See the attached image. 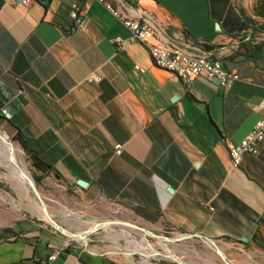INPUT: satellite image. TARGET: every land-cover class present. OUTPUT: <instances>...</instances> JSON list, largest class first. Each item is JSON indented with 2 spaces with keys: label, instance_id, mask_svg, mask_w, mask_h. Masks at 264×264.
I'll use <instances>...</instances> for the list:
<instances>
[{
  "label": "crops",
  "instance_id": "1",
  "mask_svg": "<svg viewBox=\"0 0 264 264\" xmlns=\"http://www.w3.org/2000/svg\"><path fill=\"white\" fill-rule=\"evenodd\" d=\"M106 1L151 20L157 39L187 32V51L219 58L239 80L229 89L203 76L183 83L98 0H0V128L51 167L34 168L38 177L86 205L111 206L118 219L98 228L202 235L264 263V139L236 167L228 150L264 118V32L234 0ZM88 233L75 236L82 246L40 233L0 239V264H42L53 246H64L57 264H132L134 252L155 254L133 239L122 252L89 248Z\"/></svg>",
  "mask_w": 264,
  "mask_h": 264
},
{
  "label": "rangeland",
  "instance_id": "2",
  "mask_svg": "<svg viewBox=\"0 0 264 264\" xmlns=\"http://www.w3.org/2000/svg\"><path fill=\"white\" fill-rule=\"evenodd\" d=\"M259 2L260 0H234L236 6H240L247 16L256 22H259L260 19L253 15L252 10ZM0 133L7 140H10L12 146L17 149L19 159L25 165L26 171L34 179L48 214L61 228L65 229L67 232L77 234L80 231H87L93 228L95 224H102L107 220L118 219L114 218L115 214L109 204L103 206L97 204L86 205L80 201L79 196L69 192L68 188L54 185V181H52L51 177L43 179L39 176L40 180H35L34 176H37L36 171L32 166V160L29 158L27 152L19 142L12 139L13 137H11L4 128H0ZM0 143V147L5 148L8 146V144L2 140H0ZM26 187L28 189L26 193L17 191L13 186V181L8 170L0 164V234L4 233V238L19 237L25 234L28 236L37 233L48 234L61 241H70V243H77L82 246L83 242L65 235L59 228H56V224L45 217L43 209L42 214L44 218L39 215L38 210H36L34 206L35 204L40 205V203L31 193L29 187ZM132 223L141 226L137 224V222ZM144 228L154 234L163 236L164 240H160L157 236L148 233L145 234L137 229L113 224L109 227L97 228L88 233L87 247L104 251L122 252L125 251L128 241L133 239L143 243V245L147 242L154 249L153 251H155V254L150 255L149 258L146 259L139 255L138 252H134L131 255L132 257H128L132 261V264H143V259L148 260L150 264H227L225 260L219 256L215 248L210 246V244L202 238L189 237L168 241L165 240L164 237L174 239L180 235L159 232L149 227ZM6 229L11 231H5ZM214 241L222 250L225 259L230 264H264L259 257L254 256L251 252H243V248L237 246L229 248L224 241ZM146 251L150 252L149 250ZM117 257L125 259L121 254H117ZM126 260L128 259L126 258Z\"/></svg>",
  "mask_w": 264,
  "mask_h": 264
},
{
  "label": "built area",
  "instance_id": "3",
  "mask_svg": "<svg viewBox=\"0 0 264 264\" xmlns=\"http://www.w3.org/2000/svg\"><path fill=\"white\" fill-rule=\"evenodd\" d=\"M49 0H5L11 5H28L33 2L46 4ZM111 14L118 19L130 32L131 39L143 44L155 66L165 69L172 73L183 83H189L198 76H203L208 80H216L224 89H229L233 83L239 80V75L229 69H225L219 58H213L205 53L194 54L185 49L187 44L183 34H175L174 40L157 39L160 33L159 26L153 23L139 12L136 17L128 12L114 9L106 0H98ZM70 15L76 28H82L86 22V17L79 12L77 6H73ZM155 41H152V40ZM117 42L121 40L116 39ZM179 42H182L180 44ZM135 68L144 69L135 64ZM94 78V76H91ZM258 109L264 110V98L257 104ZM264 139V118L258 119L252 129L240 140L238 144H229L228 150L233 166H238L241 156L244 153L257 154L258 144ZM121 144L115 145V153L120 154ZM208 207L213 210L211 205ZM64 246H53L42 264H57V259Z\"/></svg>",
  "mask_w": 264,
  "mask_h": 264
},
{
  "label": "water",
  "instance_id": "4",
  "mask_svg": "<svg viewBox=\"0 0 264 264\" xmlns=\"http://www.w3.org/2000/svg\"><path fill=\"white\" fill-rule=\"evenodd\" d=\"M0 140H2L3 142H5V143L8 144V147H9L8 159H9L10 162L14 163V162H15V156H14L13 151H12V143H11V141H10V140H7V139H6L1 133H0ZM20 176H22V178L24 179L26 185L29 187V189H30L31 193L34 195V197H35L36 199H38L40 205L42 206V209H43V212H44L45 216H46L49 220H51V222L55 223L54 220L51 219L50 215H49L48 212H47V209H46V206H45V204H44V201H43V199H42V197H41V195H40V193H39V191H38V189H37V187H36L35 181H34V179L32 178V176L29 175V173H27V172L24 171L23 169H20ZM78 183L80 184L81 182H78ZM55 224H56V223H55ZM102 224H104V225H108V224H110V222H104V223H102ZM100 225H101L100 223L95 224V226H94L93 228L89 229V232H92V231L96 230ZM127 225H128V224H127ZM129 225H130V224H129ZM55 226H56V228H59V230H60L62 233H64L65 235L71 236V237H73V238H74L75 236H77L76 233L74 234V233L67 232L65 229L61 228L58 224H56ZM131 226H135V225H131ZM147 233H148V234H151V235H153V236H158V235H156V234H154V233H152V232H149V231H147ZM78 235H80V234H78ZM80 236H82V235H80ZM83 237H84V236H83ZM189 237H199V238H202V239L206 240V241L210 244V246H212V247L215 248V250H216V252L219 254V256H221V257L225 260V262H226L227 264H230V263L225 259V256H224L222 250L217 246V244L215 243V241H214L213 239L205 238V237L202 236V235H196V234H190V233L181 234L179 237H176V238H174V239H170V238H168V237H164V238H165V240L171 241V240H179V239H184V238H189ZM83 242H84V244H86V240L83 241Z\"/></svg>",
  "mask_w": 264,
  "mask_h": 264
},
{
  "label": "trees",
  "instance_id": "5",
  "mask_svg": "<svg viewBox=\"0 0 264 264\" xmlns=\"http://www.w3.org/2000/svg\"><path fill=\"white\" fill-rule=\"evenodd\" d=\"M253 15L255 17H258L260 19L259 22H256L254 21L253 19H251L250 17L249 20V23L252 25V26H258L257 28L258 29H261V31L264 32V0H260V2L253 7ZM256 29V28H255ZM186 38H188V34L187 32H184L183 33ZM202 46H204L205 48H209L210 46L208 44H201ZM14 141H17L21 144V146L23 147V149L27 152L29 158L32 160V166L34 168H36L38 171H40L42 173V175L44 173H46L47 171H49L51 169V167L49 165H47L46 163H44L31 149L30 147L28 146L27 142L20 136V134H17L15 136H13L12 138ZM35 177V180H40V177L38 176H34ZM5 231H11L9 229H6ZM4 233H1L0 234V239H3L4 238Z\"/></svg>",
  "mask_w": 264,
  "mask_h": 264
},
{
  "label": "bare ground",
  "instance_id": "6",
  "mask_svg": "<svg viewBox=\"0 0 264 264\" xmlns=\"http://www.w3.org/2000/svg\"><path fill=\"white\" fill-rule=\"evenodd\" d=\"M12 151H13V154L15 156V162L14 163H11V162L8 161L9 147L8 146H6L5 148L0 147V164H2L8 170L9 174L11 175V179L13 181V186L17 189V191H22V192L26 193V191L28 189L26 187L27 185H26L24 179L22 178V176H20V169H23L24 171H26L27 169H25V165L19 159V156H18L19 154H17V149H15V147L12 146ZM34 207H35L36 210H38L39 215L44 218V216L42 214L41 206L35 204ZM149 247H150V249L154 250L151 246H149ZM133 248H134L133 251H135V250H137V251L144 250L143 248H141L139 246H134ZM152 254H153V252L149 253L148 256H150Z\"/></svg>",
  "mask_w": 264,
  "mask_h": 264
}]
</instances>
